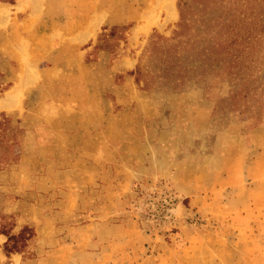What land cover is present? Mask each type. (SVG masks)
Instances as JSON below:
<instances>
[{
    "label": "rangeland",
    "instance_id": "1",
    "mask_svg": "<svg viewBox=\"0 0 264 264\" xmlns=\"http://www.w3.org/2000/svg\"><path fill=\"white\" fill-rule=\"evenodd\" d=\"M236 1L200 40L250 28L253 75L175 85L201 0H0V264H264V0Z\"/></svg>",
    "mask_w": 264,
    "mask_h": 264
},
{
    "label": "trees",
    "instance_id": "2",
    "mask_svg": "<svg viewBox=\"0 0 264 264\" xmlns=\"http://www.w3.org/2000/svg\"><path fill=\"white\" fill-rule=\"evenodd\" d=\"M201 1L200 11L203 13H201L199 18L200 26L198 32L195 34L199 38L194 41H185V43L183 41L166 43L164 48H162L165 51V57L162 58L159 65L162 75L167 79L174 78L173 82L175 85H183L187 77L192 78L194 76L201 83H206L207 80L213 79V77L218 75L235 79L240 76L244 77V75H253L249 67L256 60L250 58L247 54L250 52L248 45H250L251 40L247 38L251 35L252 30L248 27L240 29L233 33L234 37L231 40H200L207 36L213 37L210 34L213 30L208 31L206 28L209 22H218L216 25L220 24L223 33L226 34L232 33L231 30H234L236 25H241V22L233 23L229 19H227V22H223L220 15L211 16L212 11L223 6L207 5L208 0ZM236 2V0H232V3ZM193 7L194 5L188 2L181 6L180 29L185 30L190 27L187 16L190 15ZM258 23L264 29V22H259V18ZM13 238L14 235L8 233V239ZM13 248L17 247L14 246Z\"/></svg>",
    "mask_w": 264,
    "mask_h": 264
},
{
    "label": "bare ground",
    "instance_id": "3",
    "mask_svg": "<svg viewBox=\"0 0 264 264\" xmlns=\"http://www.w3.org/2000/svg\"><path fill=\"white\" fill-rule=\"evenodd\" d=\"M8 99V98H7ZM9 100H11V99H9ZM9 104V103H8ZM12 105H13V103H12ZM7 107V106H6Z\"/></svg>",
    "mask_w": 264,
    "mask_h": 264
}]
</instances>
